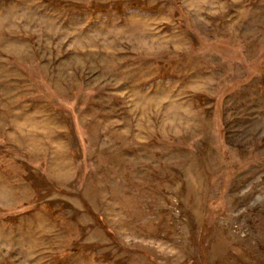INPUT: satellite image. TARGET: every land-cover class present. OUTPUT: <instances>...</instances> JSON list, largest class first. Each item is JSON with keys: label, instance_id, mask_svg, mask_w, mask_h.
<instances>
[{"label": "rangeland", "instance_id": "374dc122", "mask_svg": "<svg viewBox=\"0 0 264 264\" xmlns=\"http://www.w3.org/2000/svg\"><path fill=\"white\" fill-rule=\"evenodd\" d=\"M0 264H264V0H0Z\"/></svg>", "mask_w": 264, "mask_h": 264}]
</instances>
